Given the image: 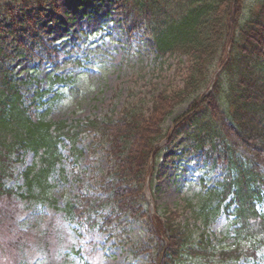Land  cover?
Segmentation results:
<instances>
[{
  "label": "trees",
  "instance_id": "16d2710c",
  "mask_svg": "<svg viewBox=\"0 0 264 264\" xmlns=\"http://www.w3.org/2000/svg\"><path fill=\"white\" fill-rule=\"evenodd\" d=\"M45 2L55 8L54 0H23L31 15L32 8ZM119 4L131 39L145 30L156 58H187L183 86L160 94L149 116L136 103L117 120L105 116L68 123L44 115L34 120L31 109L36 104L29 105L23 92L30 81L18 80L11 65L26 42L48 60L51 50L31 15L18 23L11 11V29L0 24V32L24 40L12 53L2 47L8 39L0 40V199L19 196L54 206L51 177L62 163L60 146L67 143L75 161L81 156L80 137L94 135L109 147V170L99 186L100 195H81L63 213L90 235L106 232L124 217L140 218L145 187L152 182L163 150L159 143L173 144L184 137L188 151L198 154L209 172L222 173V181L218 188H205L184 200L180 210H166L164 215L156 210L147 222L148 246L140 247L139 254L150 251L154 264L256 260L264 251V215L257 209L264 201V0L249 4L247 0H121ZM189 102L186 113L164 131V121ZM28 153L33 162L23 173L25 191L20 194L7 189L6 183ZM223 207L228 213L232 210L234 227V241L225 246L215 245L208 235ZM179 212H189L203 233L195 237L187 223L176 224Z\"/></svg>",
  "mask_w": 264,
  "mask_h": 264
},
{
  "label": "rangeland",
  "instance_id": "374dc122",
  "mask_svg": "<svg viewBox=\"0 0 264 264\" xmlns=\"http://www.w3.org/2000/svg\"><path fill=\"white\" fill-rule=\"evenodd\" d=\"M54 1L55 8L45 2L43 7L32 8L33 15L25 9L23 0L0 1L2 28L11 29V11L18 23L31 15L38 35L51 50L48 60L26 42L24 52L17 51L21 56L11 65L18 80L30 81L23 92L29 105L36 104L31 109L34 120L40 115L68 123L105 116L117 120L128 105L136 103L149 116L160 94L169 95L183 86L187 58H156L145 30L131 39L123 23L121 0ZM17 37L0 32V40L8 39L2 47L9 53L17 50V43L24 40L21 35ZM190 103L176 108L161 128L171 129L174 119L185 114ZM77 147L81 156L74 161L69 145L60 146L62 163L51 177L54 206L19 196L0 199V264H154L150 251L138 252L140 247L148 246V219L156 210L162 215L166 210H180L184 200L205 188H218L222 181V173L209 172L201 157L188 151L184 137L173 144L162 140L159 147L163 150L152 182L144 190L146 205L140 218L124 217L106 232L90 235L78 221L68 220L63 209L81 195H100L99 186L109 170V147L104 148L94 135L80 137ZM32 162L31 153L21 159L14 178L6 183L7 189L24 193L23 173ZM224 209H220L208 231L215 245L234 241L232 210L228 213ZM257 209L264 215V201ZM177 214L176 224L187 223L195 237L203 233V228L190 220L189 212ZM236 264H264V251H259L254 261Z\"/></svg>",
  "mask_w": 264,
  "mask_h": 264
}]
</instances>
